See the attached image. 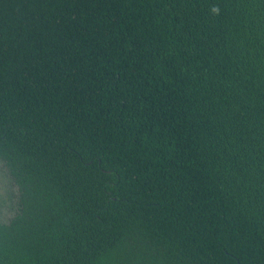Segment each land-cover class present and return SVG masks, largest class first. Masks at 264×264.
Wrapping results in <instances>:
<instances>
[{
    "label": "trees",
    "instance_id": "obj_1",
    "mask_svg": "<svg viewBox=\"0 0 264 264\" xmlns=\"http://www.w3.org/2000/svg\"><path fill=\"white\" fill-rule=\"evenodd\" d=\"M0 161V264H264V0H0Z\"/></svg>",
    "mask_w": 264,
    "mask_h": 264
},
{
    "label": "rangeland",
    "instance_id": "obj_2",
    "mask_svg": "<svg viewBox=\"0 0 264 264\" xmlns=\"http://www.w3.org/2000/svg\"><path fill=\"white\" fill-rule=\"evenodd\" d=\"M18 200V188L0 161V220L7 222L14 215Z\"/></svg>",
    "mask_w": 264,
    "mask_h": 264
},
{
    "label": "clouds",
    "instance_id": "obj_3",
    "mask_svg": "<svg viewBox=\"0 0 264 264\" xmlns=\"http://www.w3.org/2000/svg\"><path fill=\"white\" fill-rule=\"evenodd\" d=\"M211 11H212L213 14L218 15L219 14V11H220L219 6H213V8L211 9Z\"/></svg>",
    "mask_w": 264,
    "mask_h": 264
}]
</instances>
